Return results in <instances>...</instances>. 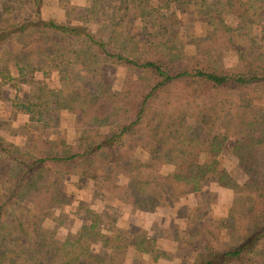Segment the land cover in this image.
Listing matches in <instances>:
<instances>
[{"label":"trees","instance_id":"trees-1","mask_svg":"<svg viewBox=\"0 0 264 264\" xmlns=\"http://www.w3.org/2000/svg\"><path fill=\"white\" fill-rule=\"evenodd\" d=\"M156 1L116 0L119 14L107 17V38L81 19L44 18L41 0L31 1L32 15L20 23L4 20L10 24L0 28V42L44 30L57 34L61 44L71 46L77 39L107 62L141 76L123 80L120 99L84 84L57 91L39 84V90L57 98L50 108L51 101L39 95L34 103L25 94L21 108L29 119L18 135L21 141L0 133V264H157L165 258H176L177 264H264V112L256 103L264 96V0ZM162 9L169 11L168 24ZM183 13L196 16V25L205 29L191 31L192 53L184 52L178 37ZM128 16L141 24L122 39L120 27ZM254 25H261L263 35H253ZM62 96L71 101L58 103ZM155 97L161 99L158 107L152 105ZM60 107L73 111L75 124L106 118L111 123L84 131L77 146L66 148L48 131L55 124L48 111ZM184 114L195 117V126L182 121ZM215 126L223 131H214ZM229 139L230 153L247 175L244 183L221 158ZM137 149L146 160L122 164ZM161 151L171 155L166 172ZM71 174L94 182L107 178L111 200L141 216L163 207H187L182 198H198L203 184L213 182L232 192L235 218L230 224L206 219L197 199L186 215L189 236L162 235V241L172 243L171 252L143 226L120 229L77 204L85 214L72 236L59 238L56 233L67 218L63 206L74 197L66 195L63 179L60 184L56 176ZM44 219L55 224L44 225ZM129 250L143 257L128 259Z\"/></svg>","mask_w":264,"mask_h":264},{"label":"rangeland","instance_id":"rangeland-1","mask_svg":"<svg viewBox=\"0 0 264 264\" xmlns=\"http://www.w3.org/2000/svg\"><path fill=\"white\" fill-rule=\"evenodd\" d=\"M31 1L0 0V28L3 29L5 23L10 24V22L4 21L8 17H11L14 22L20 23L21 19L32 15ZM179 1L183 2L184 0ZM149 3L155 5L157 1L149 0ZM116 4V0H41L40 12L44 18H55L58 21L73 19V22H77V19H81L79 22L82 21V24L88 25L94 31H100L107 38V25H109L107 17H113L114 13L119 14L116 10ZM8 7L10 8L8 9ZM161 15L164 18V24H168L169 11L162 9ZM180 18L182 22L178 26V37L183 41L184 52L192 53L194 46L190 40L191 33L193 31L194 33H201L205 29L196 25L197 18L192 14L183 13ZM140 24L139 20L128 16L120 27L122 39L135 32ZM8 29L11 30V28ZM260 29L261 25H254L253 35H263ZM254 40L256 39L254 38ZM33 41H36L37 44H32ZM254 42L257 44L258 40ZM260 42L264 43V38L260 39ZM36 48L40 50V53H37L38 50H33ZM74 50H77L76 54ZM252 52L254 53L255 49H252ZM259 52L258 49L257 53ZM19 69L22 70L24 76L19 73ZM31 69L36 70L31 71ZM138 76H141L138 71L111 64L103 56L95 55L92 48L85 43H80L77 39L73 40L71 46L61 44L57 34L36 29L27 34L10 36V39L0 42V133L7 137L9 141L17 144L21 141V137L18 135L23 133L21 128L29 119V116L21 108V103L26 99L25 94L34 103L36 102L34 97L40 95L46 101H51V104L47 105L48 108L54 106L52 102L57 98H50V95H47L45 91L39 90V84L43 85L45 89L48 88L54 91L64 90L69 85L84 84L86 89L97 90V92H103L107 96L120 99L122 97L120 90L123 80ZM62 78H65V80L62 81ZM58 101V103L63 101V104H65L71 100L62 96ZM160 103V97L152 99L153 107H158ZM256 103L254 105H257L264 112V96ZM48 113L55 121V124L48 129L49 133L53 138L63 139L66 148L77 146L76 141L84 131L90 128L93 130L104 129L107 124L111 123V119L106 118L103 120H85L75 124V114L72 110L64 107L56 110L50 109ZM182 121L195 126L193 115L184 114ZM213 130L223 131L217 126ZM13 133L17 134L13 135ZM229 140L221 158L224 164L230 168L235 179L239 183H244L247 180V175L242 169L238 168L235 157L231 155L232 140ZM159 157L163 162L162 170L166 172L171 169V155L161 151ZM145 158L144 152L137 149L135 153L122 160V164L129 163L137 166L144 162ZM103 170H107V166L103 167ZM56 177L60 180V184L63 179L66 195L74 197L72 203L63 206L64 216H67V218L64 217L62 226L59 227L56 233L59 238L73 235L74 225H78L80 216L85 214L84 210L81 209L82 204H86L89 209L100 214L101 218H110L120 229L129 228L133 224L143 226L148 230L149 235L156 237L159 246H163L171 252L174 251L172 243L162 241V235L189 236L184 229L186 215L189 208L191 209L195 205L197 199L202 201L200 212L204 218L223 224H230L235 218V209L232 207V192L209 181L203 184L202 193L198 198L189 196L180 200V203L187 205V207L181 209L178 206H175L174 209L163 207L159 208L154 214L141 216L138 212L132 210L128 204L118 207L119 204L111 200L105 190L107 185V178L105 177L97 182L87 180L78 174L67 175L63 178L62 175ZM52 187L55 189L56 198L60 197L61 195H58L60 187H58L56 181L54 184L52 183ZM77 204H81L80 207H77ZM54 210L59 213V206L55 207ZM42 222L50 227L55 224L51 219H44ZM223 241L226 242V240ZM126 256L128 259L143 257L141 253L132 250L127 251ZM177 263L178 259L176 258H165L160 259L157 264Z\"/></svg>","mask_w":264,"mask_h":264},{"label":"crops","instance_id":"crops-1","mask_svg":"<svg viewBox=\"0 0 264 264\" xmlns=\"http://www.w3.org/2000/svg\"><path fill=\"white\" fill-rule=\"evenodd\" d=\"M169 208H172V209H174V207H169ZM157 210H159V209H156V211H154V212H152V213H153V214H154V213H156V212H157ZM152 213H151V214H152ZM149 214H150V213H149Z\"/></svg>","mask_w":264,"mask_h":264}]
</instances>
